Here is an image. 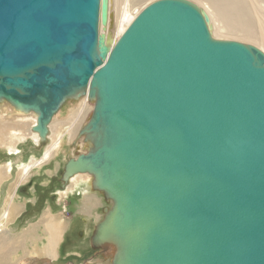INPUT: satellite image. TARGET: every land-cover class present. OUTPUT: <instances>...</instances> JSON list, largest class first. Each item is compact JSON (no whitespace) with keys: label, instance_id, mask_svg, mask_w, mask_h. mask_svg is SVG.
<instances>
[{"label":"water","instance_id":"water-1","mask_svg":"<svg viewBox=\"0 0 264 264\" xmlns=\"http://www.w3.org/2000/svg\"><path fill=\"white\" fill-rule=\"evenodd\" d=\"M110 0H0V103L33 132L87 97L90 174L112 264H264V52L213 37L189 0L146 6L112 44ZM82 236V232H81Z\"/></svg>","mask_w":264,"mask_h":264},{"label":"rangeland","instance_id":"rangeland-1","mask_svg":"<svg viewBox=\"0 0 264 264\" xmlns=\"http://www.w3.org/2000/svg\"><path fill=\"white\" fill-rule=\"evenodd\" d=\"M154 1L148 0L146 2L152 3ZM138 15L139 13L136 16ZM136 16L134 18H136ZM113 20L112 32L115 28L116 17H114ZM216 39L235 41L236 38L233 39L220 36V38ZM236 41L251 44L256 47L253 43L240 41L239 39H236ZM69 100L65 102V106L61 107L59 113L55 115L49 125V127L52 126L54 130L51 131L49 128L46 141H42L39 147H36V144H34L30 138H27L24 143L15 140L14 145V140L10 139L9 136H5V133L10 134L8 128L12 126V124L18 123H8L6 120V122H3L4 119L0 116V222L5 224L6 227V234L3 232L5 235L0 238V243H2L0 247L3 251H11L10 253L4 252L7 258V264H50L51 260L49 259L53 258V256L50 258V256L44 252L45 247L46 249L48 247V237L50 236L47 231L49 232V228L53 229V226H51L52 224L55 227H59V231L61 230L60 232L62 235V238L60 236L61 239H59L61 240L58 247L59 255L54 261L52 260V264H87V262L88 264H110L111 260H114L111 259L110 256L108 257L105 255V253L108 254V252L110 253L111 251L105 250L104 253L103 247L96 248L92 243L97 225L104 218L102 216L104 209H110L112 207V203L109 202L110 200L102 196L93 199V202L95 200L96 205L99 207L96 206V212H93L88 209L83 210L85 209V203L81 196H71V198L68 197V199L63 197V192L70 184V180L66 185L62 182L66 164L70 159L86 153L84 149L86 145L84 146L81 143L76 146V142L80 139L81 134H76L74 138L71 135H65L59 148V154L56 155L57 158L52 160L48 165H44L45 167L43 166L42 169L35 167L30 178L23 183L22 171L17 168L20 163L30 164L34 160L41 159L47 147L51 148L57 143L61 136L59 131L62 132L63 130L62 128H57V124L59 123L58 118L59 121H66L69 120V118L73 120L75 117L72 112L76 110L75 116H78L77 113H79V110L77 106L80 105L81 99H74L73 103L70 104L67 103ZM5 110L9 112L10 115L16 114L13 112L14 109L10 105L1 106L0 104V115ZM88 118L89 117L85 115L82 117V130L85 125H87ZM19 129L24 128L19 127ZM24 132H26L25 129ZM26 134L30 133L28 132ZM8 146H15V148L19 149L18 152L20 153L14 156L8 155ZM18 152H15V154ZM10 162H13L14 171L7 173L5 164ZM29 183L33 184L30 189ZM14 193L16 194L13 204H17V207L13 205V209H9L10 215L6 223L5 220H3L4 222L2 221V217L8 210L9 198ZM53 194L54 196H52ZM87 220L90 225L92 237L91 239H86L84 242L80 238V230L84 229ZM4 244L6 245L4 246ZM110 250H113V248ZM112 254L115 256L116 253ZM3 258L4 257H2V259ZM92 260L94 261L91 262Z\"/></svg>","mask_w":264,"mask_h":264},{"label":"bare ground","instance_id":"bare-ground-1","mask_svg":"<svg viewBox=\"0 0 264 264\" xmlns=\"http://www.w3.org/2000/svg\"><path fill=\"white\" fill-rule=\"evenodd\" d=\"M146 1L148 0H110L109 1L108 26L106 28L100 26V33L108 35L112 41V44L115 43L120 38V36L127 30L129 25L132 23V20L135 19L134 17L138 13L140 14L141 11L146 6L151 4L150 2H148L150 3L148 4ZM189 1H192L193 3H195L202 9H204V11L208 14L210 18V29L215 38H220V36L230 37L233 39L236 38V39H239L240 41L242 40V41H246L249 43H253L254 45H256V47H258L264 52V0H189ZM114 17H116V20H115L116 24L112 32V24L114 22L113 20ZM80 99H81L80 105L77 106V109L79 110V113H77L78 118L75 116L77 110L72 112V114L75 117L73 120L69 118V120H66V121H59V118H58L59 123L57 124L58 125L57 128L58 129L62 128L63 130L62 132L59 131L61 133V136L58 139L57 143L51 148L47 147L41 159L34 160L30 164H25V163L19 164V167L17 168L21 169L22 171V174H23L22 183L30 178L31 174L33 173V169L35 167L38 169H42L44 165H48L52 160L57 158L56 155L59 154L58 153L60 151L59 148L61 146L62 140L64 139L65 135H71L74 138L76 134H81L82 117L84 115L89 117L88 118V121H89L91 115L93 114L94 103L90 101L87 97H81ZM73 101L74 99H71L67 103L70 104V103H73ZM0 104L1 106L9 105L7 102H2ZM64 106H65V103L62 107ZM13 112L16 114L10 115L9 112H6L5 110L0 115L4 119L3 122L6 120L8 121V123L9 122L18 123V124H12V126L8 128V130L10 131L9 132L10 134L5 133V136H9L10 139L14 140V145H15V140H17V142L24 143L27 140V138L28 139L30 138L34 142V144H36V147H39L42 141L39 135L33 132V129H32L33 125L36 124L37 122L36 115L33 112L30 114H24L20 112L18 113L15 110ZM76 118H77V122H76ZM19 127L24 128L26 132H24V129H19ZM49 128L51 131L54 130L52 126H50ZM28 132L30 134H26ZM81 143L84 146L86 145V148L84 149H85V152L88 153L91 148V145H90L89 140L86 141L85 135L80 136V139L76 142V146ZM7 149H8V155L10 156L18 155L20 153L18 152L19 149L15 148V146L14 147L8 146ZM15 152H18V153L15 154ZM12 163L13 162L5 164V167L7 168L6 169L7 173H11L12 171H14ZM93 183H94L93 175H90V174L75 175L70 179V184L67 187V189L63 192V195H64L63 197L65 199H68V197L71 198V196L72 197L76 195L81 196L84 198V200L89 201V203L85 205L84 210L88 209V210H92L93 212H96L97 205L95 203V200L93 202V199H97V197H101V196L105 197V196L103 195V193L95 189ZM15 194L16 193L10 196L9 201H8L9 208L6 211L7 214L5 213V215H3L2 217V221L5 220L6 223L8 222L7 220L9 219V215H10L9 209L10 210L13 209ZM16 205L14 206L17 207ZM102 216L104 217V213ZM85 223H86V226L84 227V230H81L82 236H80V238L83 239L82 241L84 242L86 239L88 238L91 239L92 237L90 225L88 224L89 223L88 220ZM51 226H53V229L49 228V232L47 231V233L50 236L49 237L47 236L49 238L48 244H47L48 247L47 249L45 247V252H44L45 254L50 256V258L51 256H53V258L49 259L51 260L50 264H52L53 263L52 260L54 261V259H56L59 255L58 247L61 243L60 242L61 240L59 239L62 238V235L60 232L61 230L59 231V227L58 226L55 227L53 224ZM5 229H6L5 224H2L0 222V238L6 234ZM3 232L5 234H3ZM0 244L2 245V243ZM6 244H4V246ZM110 249L111 248L108 246L103 247V252L105 253V250L111 251L110 253L108 252V254L105 253V255H107L108 257L110 256L111 259H114L115 256L112 253H115V251L110 250ZM5 251H3L2 248L0 247V264H7L6 262L7 258L4 255ZM6 252H9V251L7 250ZM2 257L4 258L2 259ZM93 261L94 260H92L91 262ZM22 264H27V263H22ZM110 264H112V260Z\"/></svg>","mask_w":264,"mask_h":264},{"label":"flooded vegetation","instance_id":"flooded-vegetation-1","mask_svg":"<svg viewBox=\"0 0 264 264\" xmlns=\"http://www.w3.org/2000/svg\"><path fill=\"white\" fill-rule=\"evenodd\" d=\"M29 185H30V187H29V189H30V188L33 186V184H30V183H29ZM52 196H54V194H53ZM76 196H77V195H76ZM82 198H83V197H82ZM83 199H84V198H83ZM84 203H85V205H87V203H89V201H88V200H84ZM85 205H84V206H85ZM83 210H84V209H83ZM83 230H84V229H83ZM80 231H81V230H80ZM80 231H79V232H80ZM81 232H82V231H81ZM82 238H83V237H82ZM82 240H83V239H82Z\"/></svg>","mask_w":264,"mask_h":264}]
</instances>
